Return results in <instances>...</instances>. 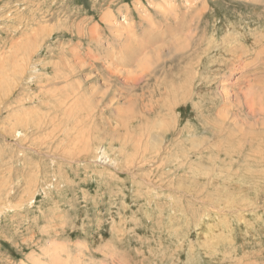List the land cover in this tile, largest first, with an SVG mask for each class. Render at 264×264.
<instances>
[{"label":"rangeland","instance_id":"obj_1","mask_svg":"<svg viewBox=\"0 0 264 264\" xmlns=\"http://www.w3.org/2000/svg\"><path fill=\"white\" fill-rule=\"evenodd\" d=\"M0 264H264V0H0Z\"/></svg>","mask_w":264,"mask_h":264},{"label":"bare ground","instance_id":"obj_2","mask_svg":"<svg viewBox=\"0 0 264 264\" xmlns=\"http://www.w3.org/2000/svg\"><path fill=\"white\" fill-rule=\"evenodd\" d=\"M228 72V71H227ZM11 88V87H10ZM16 90V89H15ZM17 133H19L20 134V132H18V131H16L15 132V134H17ZM98 148V147H97ZM97 148H95V149H97ZM99 149V148H98ZM105 152V151H104ZM98 153V152H97ZM105 153H107L106 154V156L110 159V161L112 162V164H114V165H116V160L110 155V153H109V151H107V152H105ZM105 153H103V154H105ZM98 156V155H97ZM104 156V155H103ZM95 157H96V154H95ZM97 158V157H96ZM118 164V163H117ZM120 166V165H119Z\"/></svg>","mask_w":264,"mask_h":264}]
</instances>
